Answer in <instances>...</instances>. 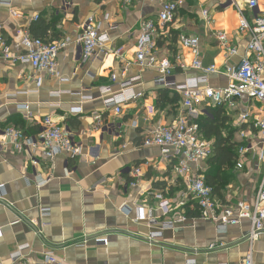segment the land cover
I'll return each instance as SVG.
<instances>
[{
	"label": "crops",
	"instance_id": "crops-1",
	"mask_svg": "<svg viewBox=\"0 0 264 264\" xmlns=\"http://www.w3.org/2000/svg\"><path fill=\"white\" fill-rule=\"evenodd\" d=\"M63 1L0 0L9 3V7L0 5V24L12 53L22 52L19 40L25 32L42 35L48 41L70 40L57 58L61 80L35 73L27 64L0 60V264H46V252L53 253L62 264H240L250 249L246 240L248 220L217 229L210 221L195 219L199 214L195 203L189 201L175 213L181 211L187 221L176 223L154 243L146 240L153 229L133 221L138 208H144L146 215L152 209V217L161 218L155 195L175 200L186 189L170 167L159 161L157 149L142 146L155 126L174 120L181 99L175 107L164 105L158 99L160 89L152 83L155 69L142 70L132 64L140 22L156 20L163 0H132L129 6L123 0H68L66 7ZM235 2L245 11L241 0ZM10 10L22 18L10 17ZM201 11H207L209 26L202 20ZM34 16L38 19L33 20ZM91 17L109 36L105 48H122L120 57L108 53L94 61H76L75 41L82 24ZM238 23L231 0H185L172 23L166 25L165 33L157 38L152 58L169 59L174 64L175 82L182 84L201 75L190 68L193 56L179 43L183 37L196 39L202 66L214 65L219 71L208 76V85L223 87L225 52L211 31L223 32L235 47L237 56L229 63L236 65L248 41L246 35L238 33ZM177 56L182 68L176 64ZM111 75L118 82L139 77L133 86L142 97L123 105L119 115L102 105L105 98L118 94L119 88H113L107 96L99 93L100 87L110 84ZM213 107L204 105L201 115H207L206 109ZM220 107L228 119L225 125L229 132L234 131L233 140L239 145L230 185L221 198L215 197L226 206L239 201L249 206L263 178L264 164L256 155L262 144L253 123L264 115V108L246 98L236 100L233 108ZM244 113L250 114L249 120L239 126V116ZM95 115L101 117L100 124L94 121ZM44 117L64 127L81 143L79 156L44 157L39 143ZM7 127L22 131L36 146L15 151L4 136ZM241 132L245 133L243 139ZM242 146L250 150L238 158ZM145 163L149 166H143L139 186L130 188L128 169ZM201 167L199 174L206 171V162ZM38 180L47 183L37 187ZM42 209L49 210V216L41 217ZM96 238L106 239L107 245L95 243ZM211 245L221 246L210 249ZM19 247L28 250L12 263L10 256ZM252 262L264 264V232L252 244Z\"/></svg>",
	"mask_w": 264,
	"mask_h": 264
},
{
	"label": "built area",
	"instance_id": "built-area-1",
	"mask_svg": "<svg viewBox=\"0 0 264 264\" xmlns=\"http://www.w3.org/2000/svg\"><path fill=\"white\" fill-rule=\"evenodd\" d=\"M132 0H123L129 6ZM236 7L239 23L238 33L246 35L248 41L242 58L236 65L229 63L232 57L237 56L235 47L231 46L223 32L211 31V36L218 42L219 47L225 52V68L223 76L226 78V85L223 87H210L207 78L219 71L214 65L204 68L200 61V54L197 47V40L193 38H181L180 44L190 50L193 59L190 68L201 73L198 77L185 79L182 84H177L173 77L174 64L167 58L154 61L152 56L156 49V40L159 35L165 33L166 25L172 23L177 11L183 7L185 0H163L160 4L156 20L145 19L139 25V37L136 42V52L133 65L139 69L153 68L156 71L152 83L159 89H172L179 94L181 108L178 115L166 125L155 126L144 138L142 146L144 148H155L159 153V161L170 167L173 175L181 179L186 184L184 192L180 193L175 200H169L160 194L155 195L157 200V210L161 213V218H153L151 210L148 209L146 215L144 208L135 211V223H146L151 229L146 236L148 243H154L162 238L164 231L173 230L176 223L182 224L187 221V217L177 210L185 206L189 201L195 203L199 216L195 219L210 221L214 226L227 228L237 226L242 220L250 223L246 240L250 249L240 264H253L252 244L259 239L264 232V171L254 197L252 205L237 202L234 206H226L220 203L212 193V189L205 185L203 181L201 165L212 156L211 143L203 139L199 128V120L202 114L201 107L204 105L234 107L236 100L246 98L264 108V0H241L244 8L239 7L231 0ZM1 6L9 7L8 2H0ZM69 5L68 0L62 2V6ZM10 17L20 19L22 16L16 11L10 10ZM204 23L209 26L211 20L207 11H201ZM34 16L33 20H37ZM113 29L115 26H108ZM109 42V36L101 32L95 25L93 18H88L81 26V31L75 41L76 61L85 63L100 59L99 56L112 54L120 57L122 48L110 51L105 48ZM70 43L69 38H62L54 41L35 38L28 32L20 36L19 46L22 52L14 54L9 47L4 33L3 25L0 24V60L8 64H27L35 73H44L50 78L61 80L58 73V54ZM176 64L183 67L179 56L175 58ZM127 69H123L121 76L125 77ZM139 81V77L128 79L126 82H118L115 75L110 76V84L99 88L102 96H107L115 87L119 88V93L111 95L102 101L105 110H111L119 115L123 105L130 101H136L142 97V93L135 92L133 84ZM23 109L26 107H22ZM250 114L244 113L239 116L238 125H242L249 120ZM97 124H100L101 117H93ZM41 131L39 143L46 159L51 160L58 154H67L70 157L80 155L81 143L73 139L72 135L62 126L54 123L49 117H44L40 122ZM253 127L260 138L262 148L257 152V159L264 164V115L256 119ZM4 136L15 151L21 152L24 147L33 148L36 146L31 138H26L22 131L7 127ZM240 138H245V133H240ZM250 149L242 146L238 149V158L244 156ZM144 165L134 166L128 169L129 187L139 186L143 174ZM237 168L240 164L237 163ZM37 187L44 186L47 181H35ZM1 189V187H0ZM41 217L49 216V210L39 211ZM174 212V217L171 213ZM128 213V211H127ZM84 243V242H82ZM95 243L106 246L107 240L96 238ZM78 245V244H77ZM82 246V244L78 245ZM221 246V245H219ZM211 245L209 248L219 247ZM28 247H19L16 253L10 256L12 263H16L22 258V253ZM46 264H62L51 252L44 254ZM186 264H195L187 261Z\"/></svg>",
	"mask_w": 264,
	"mask_h": 264
},
{
	"label": "trees",
	"instance_id": "trees-1",
	"mask_svg": "<svg viewBox=\"0 0 264 264\" xmlns=\"http://www.w3.org/2000/svg\"><path fill=\"white\" fill-rule=\"evenodd\" d=\"M45 31L46 28H44ZM33 37L44 39L42 35ZM158 99L164 105L173 107L180 102L179 94L172 89H160ZM206 112L207 115H201L199 128L203 139L211 143L212 156L206 161L207 169L202 177L205 185L212 189L213 195L221 198L224 186L232 178V171L235 168L236 147L239 144L233 140L234 131L229 132L228 125H225L228 119L223 115L224 110L220 106L207 108ZM224 133H226L225 136Z\"/></svg>",
	"mask_w": 264,
	"mask_h": 264
},
{
	"label": "rangeland",
	"instance_id": "rangeland-1",
	"mask_svg": "<svg viewBox=\"0 0 264 264\" xmlns=\"http://www.w3.org/2000/svg\"><path fill=\"white\" fill-rule=\"evenodd\" d=\"M235 141V140H234ZM240 141V140H239ZM242 143V142H241ZM230 185V181H228L227 183H226V185L224 186V188H223V191L225 192V190H227V188H228V186Z\"/></svg>",
	"mask_w": 264,
	"mask_h": 264
}]
</instances>
